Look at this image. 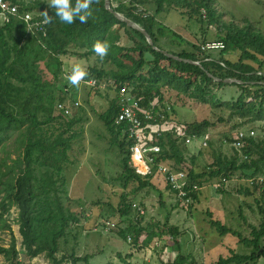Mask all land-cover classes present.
<instances>
[{
    "label": "rangeland",
    "instance_id": "1",
    "mask_svg": "<svg viewBox=\"0 0 264 264\" xmlns=\"http://www.w3.org/2000/svg\"><path fill=\"white\" fill-rule=\"evenodd\" d=\"M25 1L28 3L32 0ZM46 1L56 9L61 7L64 0ZM119 1L128 5L126 2L129 0H112V3L118 5ZM146 1L137 6L134 15L145 17L143 19L154 31L156 45L168 52L179 53L184 49L195 51L191 42L197 44L203 41L206 32L216 30V25H208L207 21L200 20V16L189 15L186 8L173 6L158 12L153 0ZM213 5L221 15L223 24H234L233 21L244 24L249 20L264 31V0H213ZM12 17L5 15L0 8V26L9 24ZM112 30L120 31V39L117 41L120 45L131 46L137 41L145 43L126 25L114 24ZM160 30H164L165 35ZM171 31L178 33L182 39L175 37ZM32 33L27 29L22 44L32 38ZM212 34L210 32L208 36L214 37L215 34ZM199 37L202 38L199 40ZM62 44L66 46V53L59 55V58L54 57L55 54H47L38 59L28 58L36 69V80L33 83L35 92L32 99L25 102L28 107H39L40 120L49 114L46 109L48 94H54L55 88L62 83L72 81L70 73L84 76V71L95 66L105 69L106 75L111 76V72L123 70L132 64L117 55L102 54L101 42L95 53H90L86 45L68 37L64 38ZM220 50L210 48L203 51L210 53V58H219ZM230 57L235 61L238 54L226 55V58ZM146 58L151 60L153 55L146 52ZM164 63L169 64L167 61ZM16 66L20 67L21 64ZM14 70L18 73L23 71L21 68ZM147 70L138 72L135 77L148 76ZM15 73L1 75L0 87L6 90L16 86L10 97L13 100L8 99V102L19 111L15 101H20L30 90L19 91L21 83ZM141 82L145 91L136 92L151 96L150 100L163 107V117L167 119L163 126L170 129L171 135L178 142L183 139L180 146L184 160L181 163L170 160L176 162L177 168L188 175L192 171L201 173L210 170L208 167H212L219 155L237 157L239 163L249 158L245 156V150L238 151L228 139L232 138L237 129H254L255 138L264 142V116L234 113L230 104L238 98L242 89L232 83H218L216 79L208 81L207 100H202L193 87L187 89L162 79L148 78ZM42 84L47 85L46 90H42ZM81 89L82 106L76 114L79 118L69 131L66 129V121L74 117L65 119L60 116L52 122L35 127V131L42 137L64 132L72 143L69 150L71 162L64 164L58 181L64 209L72 211L76 218L70 220L65 234L59 238L57 264H172L178 254L187 259L183 264H221L220 260L231 256L233 252L256 251L252 245L240 242L238 235L220 234L211 224V219H219L242 235L251 237V225H260L264 221V168L262 172L254 173L248 169L238 170L228 177L225 185H219L221 177L205 176L199 184L198 198H192L191 202L181 200L159 176L152 177L151 185L142 188H139L137 180L125 183V179L121 178L124 171V155L119 146L121 136L115 137L99 117L116 100V93L111 89L98 93L87 86ZM51 114L57 115L54 107ZM204 119L213 125L204 137L187 143V124ZM26 129L27 125L12 128L1 136L0 246L8 251L0 253V263L55 264L47 250L36 254L29 251L21 232L19 203L11 202L12 196L5 190V181L19 170L16 163L23 152ZM192 158H195L194 161ZM258 175L259 180L254 178ZM247 189L251 193L246 192ZM175 227L178 229L176 234L173 231ZM85 257H88V261ZM247 264H264V257Z\"/></svg>",
    "mask_w": 264,
    "mask_h": 264
},
{
    "label": "trees",
    "instance_id": "2",
    "mask_svg": "<svg viewBox=\"0 0 264 264\" xmlns=\"http://www.w3.org/2000/svg\"><path fill=\"white\" fill-rule=\"evenodd\" d=\"M12 1L18 3L22 11H42V15H36V18L47 20L45 24L46 31L33 32L32 38L23 44L22 41L27 34V25L24 20L14 19L13 16L9 24L0 26V76L15 73L17 71L14 69L21 68L23 69L21 73H15L21 83L19 91L30 90V93L24 95L20 101H15V104L20 108L18 111L8 102V99L13 100L10 97L16 86H10L6 90H2L0 87V142L3 133L12 128H21V126L27 125L24 132L23 152L18 164L16 163L19 170L10 175L9 180L5 181V190L9 196H12L11 202L19 203L20 225L24 243L33 254L47 250L54 259L55 264H57L59 262L56 256L59 248V238L65 234L70 220L76 217H74L72 211L64 209L58 181L64 164L71 162L69 155V150L72 147L71 140L65 137L64 132L54 136L42 137L35 131V127L43 123L52 122L56 118H65L56 109V104L65 98L63 86L67 82L56 87L54 94L53 92L48 94V107L46 109L49 114L45 118L46 120H40L39 107L36 105L28 107L25 102L32 99L35 92L33 83L36 80V69L33 68L34 64L30 63L28 58H44L47 54L50 56L55 54L54 57L59 58V55L66 53V46L62 44L66 37L86 45L90 53H95L98 43L101 42L100 52L102 54L117 55L121 59L129 60L132 64L123 70L111 72V76L106 75L107 71L103 68L89 67L85 73L86 78L92 76L100 79L113 78L119 84L134 86L133 89L137 92H139L138 90H141L140 92L145 91L141 86L143 84L141 81L148 80V78L162 79L165 82H172L187 89L193 87L202 100H207L206 86L208 81H215V76L221 79L220 81L217 80L218 83H226L225 78H237V81L228 82L242 89L238 98L230 104L234 108V113L242 116H264V31L249 20L244 24H237L235 21H233L234 24H223L221 15L218 14L213 5V0H153V3L157 5L158 12L166 11L168 7L173 6L186 8L189 15L193 17L200 16V20L207 21L208 25H216L215 31L205 33L203 41L197 44L191 42L195 51L184 49L179 53L173 52L182 58L200 61L199 63L176 59L161 50L155 49L142 32L129 26L107 9L105 0H64L61 7L56 9L51 7L46 0H32L28 3L25 0ZM146 2L148 1L129 0L126 2L128 5H126L119 1L118 5L113 6L115 10L127 17H132L133 20L140 23L154 38L155 34L152 26L143 19L145 17L134 15L137 6ZM117 23L120 26L126 25L134 30L145 40V43L137 41L135 45L131 46L118 44L120 31L112 30L113 25ZM14 31L17 33L15 34ZM160 32L165 35L164 30H160ZM210 32L215 36H208ZM172 33L175 37L182 39L178 33ZM201 38L199 37V40ZM156 40L154 38L155 44ZM214 41L225 44V47L220 50L221 55L219 58H210V53L203 51L205 49L202 48L205 43ZM146 52L151 53L153 59L148 60ZM101 53L99 54L100 57L102 56ZM234 54H238V59L235 61L231 60V57L226 58V55L232 56ZM166 61L169 64L164 63ZM17 64H21V66L17 67ZM144 69H148V76L135 77L138 72L140 73ZM41 87L42 90H46L47 85L42 84ZM39 92L43 91L39 90ZM150 99L151 96L146 95L143 103L149 104ZM52 107H54L57 115L51 114ZM117 113L118 103L113 100L110 108L106 112H102L99 117L115 137L121 136L119 146L124 155L122 157L124 171L121 178L125 179V183L130 180L139 181V188L151 185L150 179L154 177L153 175L142 176L130 165L131 142L127 138L125 125H116ZM74 118L66 121L68 131L79 117L75 115ZM159 121V123L164 124L166 119H160ZM212 125L213 123L207 119L187 124L185 136L201 137L207 133ZM233 136L228 139L233 141ZM246 140L247 144L244 150L250 159H243L239 163L237 157L227 158L219 155L212 163V167H208L210 170L201 173L192 171L189 174L190 183L201 184L202 179L208 175L210 177H230L238 170L248 169L252 170V173L262 172L264 168V142L261 139H256L255 136L247 137ZM182 141V138L180 142L173 138L170 129L164 130L159 136L164 158L174 159L176 162L181 163L184 160L180 146ZM194 159L192 158L193 161ZM198 191L193 190L190 193L191 198L197 199ZM246 192L251 193L250 189H247ZM211 224L217 228L220 234L233 233L238 235L240 242L252 245L256 250L251 253L233 252L231 256L222 258L220 260L221 264H247L250 261H256L259 257H264V246L262 245L264 221L260 225H251V237L242 235L241 232L228 227L219 219L212 218ZM177 230L176 227L173 228L175 234ZM7 251L6 248L0 246V253H7ZM85 259L88 261V257H85ZM186 260L184 255L178 254L172 264H183Z\"/></svg>",
    "mask_w": 264,
    "mask_h": 264
},
{
    "label": "built area",
    "instance_id": "3",
    "mask_svg": "<svg viewBox=\"0 0 264 264\" xmlns=\"http://www.w3.org/2000/svg\"><path fill=\"white\" fill-rule=\"evenodd\" d=\"M0 8L7 16L20 17L27 25V29L32 32H45L46 19H37L36 15H42L37 11H22L18 3L12 0H0ZM143 8L140 7V10ZM144 11V9H143ZM148 13V12H146ZM225 44L223 42H209L205 43L202 48H219L223 49ZM69 72V71H68ZM85 73L87 71H84ZM73 77L72 81L67 82L63 86L64 99H61L56 104V109L65 118H72L82 106L80 89L84 86L90 87L94 91H107L111 89L116 93V101L118 103V113L115 118L116 125H125V132L130 144V165L135 171L142 176H159L162 177L170 186V189L183 201L191 202L190 193L193 190H199L200 186L197 183H190L188 173L179 170L176 162L162 155L163 148L159 143V136L166 128L159 123L163 117V107L158 103L150 100L149 104L143 103L145 96L137 93L127 84H122L113 78L100 79L96 76L89 78L78 73H70ZM131 89V90H130ZM167 121V119H166ZM169 129V128H167ZM254 129L244 130L237 129L234 132L233 145L238 151L244 150L247 137L255 136ZM196 136H188L186 141L191 143L198 138ZM246 157L248 155H245ZM257 176V175H256ZM254 176V178L258 177ZM229 180L228 177L219 179V185H225ZM254 183V181H253ZM143 211V210H142Z\"/></svg>",
    "mask_w": 264,
    "mask_h": 264
},
{
    "label": "water",
    "instance_id": "4",
    "mask_svg": "<svg viewBox=\"0 0 264 264\" xmlns=\"http://www.w3.org/2000/svg\"><path fill=\"white\" fill-rule=\"evenodd\" d=\"M105 6L107 9H109L116 17H118L120 20L122 21H125L129 26L133 27L134 29L142 32L145 37L147 38L148 42L155 48V49H158V50H161L162 52H164L165 54L171 56V57H174L176 59H184L186 61H190V62H194L193 60L191 59H187V58H182L174 53H171V52H168L167 50L165 49H161L159 48L155 42H154V39L152 37V35L149 33V31L143 27L140 23H138L137 21L133 20L132 18H129L127 16H125L123 13L115 10L113 4H112V0H105ZM197 62V61H196ZM212 75V74H211ZM215 79L216 80H221L219 77L215 76ZM238 79L237 78H225L224 81L226 82H232V81H237Z\"/></svg>",
    "mask_w": 264,
    "mask_h": 264
},
{
    "label": "crops",
    "instance_id": "5",
    "mask_svg": "<svg viewBox=\"0 0 264 264\" xmlns=\"http://www.w3.org/2000/svg\"><path fill=\"white\" fill-rule=\"evenodd\" d=\"M83 88V87H82ZM82 89H80V91H81ZM91 91V90H90Z\"/></svg>",
    "mask_w": 264,
    "mask_h": 264
}]
</instances>
